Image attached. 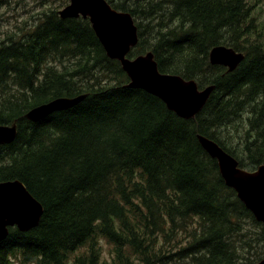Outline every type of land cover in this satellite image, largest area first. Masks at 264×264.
Segmentation results:
<instances>
[{
	"label": "trees",
	"instance_id": "obj_1",
	"mask_svg": "<svg viewBox=\"0 0 264 264\" xmlns=\"http://www.w3.org/2000/svg\"><path fill=\"white\" fill-rule=\"evenodd\" d=\"M63 1L38 14L42 23L33 30L25 22L0 42V126L18 125L16 140L0 146V184L22 182L44 207L35 229H10L0 244V264L263 260L264 252L252 260L245 223L263 233L264 225L226 185L198 138L219 144L241 169L264 165L263 126L257 138L246 133L242 150L234 145L239 130L229 119L221 134L213 132L224 110L264 105V55H254L264 54V47L246 38L260 36L249 0H107L138 27L139 43L129 58L152 52L161 73L195 80L200 89L215 87L191 120L127 87V74L107 56L90 20L60 16L69 0ZM238 17L240 47L257 48L250 57L228 37H236ZM220 46L246 54L235 71L210 63L211 50ZM200 72L209 76L200 81ZM84 94L77 106L40 122L24 117L54 99ZM232 127V136H224Z\"/></svg>",
	"mask_w": 264,
	"mask_h": 264
},
{
	"label": "water",
	"instance_id": "obj_2",
	"mask_svg": "<svg viewBox=\"0 0 264 264\" xmlns=\"http://www.w3.org/2000/svg\"><path fill=\"white\" fill-rule=\"evenodd\" d=\"M63 19L89 18L107 56L121 63L130 79L127 87L141 89L162 100L169 110L185 120L193 119L206 105L215 87L200 90L196 81L181 76L161 73L152 52L134 59L128 57L139 43L138 27L128 12L113 9L107 0H70L60 11ZM245 56L233 48L216 47L210 52V63L233 72ZM87 98L61 97L37 106L25 114V119L37 123L55 112L71 109ZM18 135V125L0 126V146L13 143ZM199 142L208 155L218 161L226 185L236 191L238 198L264 225V165L254 172L239 167L236 158L225 152L219 144L204 136ZM44 207L20 181L0 184V243L8 234V226H17L21 232L38 227ZM257 264H264V259Z\"/></svg>",
	"mask_w": 264,
	"mask_h": 264
},
{
	"label": "rangeland",
	"instance_id": "obj_3",
	"mask_svg": "<svg viewBox=\"0 0 264 264\" xmlns=\"http://www.w3.org/2000/svg\"><path fill=\"white\" fill-rule=\"evenodd\" d=\"M249 3L251 5L250 14L252 18L255 19L253 24L257 25V29L260 36L257 38L255 35L249 34L246 38H248L254 44H256V42L260 39V41L262 42V44L261 43L260 44L262 47H264V0H249ZM67 4H69V1ZM58 5L64 6L65 5L64 1L50 0L42 5L41 0H0V42L5 37L7 38V36L19 33V28L24 27L25 22H27L30 25V27H32L33 30L37 25V23L38 25L42 23V22H37V19L39 20V18H37L38 14H40L42 11L46 10L47 8H52V7L54 8L57 7ZM153 21H154V25H157L156 20ZM148 22H146L147 26H149ZM236 22H237V30L235 31L236 37L234 35L232 36L229 35L228 37H231L232 40L238 42V39L242 35L241 33H238L240 17H238V21ZM154 30L157 31V29ZM150 34H152L153 36L156 35V32H152ZM218 36L222 37V35L220 34ZM235 45L239 47L243 52L247 53L248 57L251 56V53L257 50V48L252 49V47L246 45H241L240 47L239 42ZM254 55L263 56L264 54H259L257 52ZM201 75L202 72H200V74L197 76V79L203 81V79L209 76V73L203 76ZM10 88L11 90H15V87L13 86H10ZM260 91H264V89ZM254 106L255 103L253 105L251 104V106H246V107L245 106L241 107L237 105L233 109L224 110L223 112H221L218 115L220 116L221 119H217L213 127V132L216 134V137L218 136L217 133H220V131H222L225 128V123L228 119L231 121L234 127L239 130V135H237L238 132L237 131L235 132V129H233L232 127L230 128V133H225L224 136L228 135L231 137L232 134L235 132L234 133L235 139H233V141L237 149L240 150L243 149L245 145L247 132H251L252 135L255 134L254 135L255 138H257V135L260 136L261 131L257 135L256 133H257V128L259 126L264 127V105L260 106L259 109H254ZM220 136L222 137V135ZM239 153L241 154V152ZM245 228L248 233L249 245L253 246L254 248L251 255L252 260L254 262L259 261L261 253L264 252L263 230L262 228H259L256 224L254 225V223H252L251 221L245 223ZM103 251L106 255H108L109 246L105 245ZM243 251L244 250H242V252ZM13 264H18V261H14Z\"/></svg>",
	"mask_w": 264,
	"mask_h": 264
},
{
	"label": "flooded vegetation",
	"instance_id": "obj_4",
	"mask_svg": "<svg viewBox=\"0 0 264 264\" xmlns=\"http://www.w3.org/2000/svg\"><path fill=\"white\" fill-rule=\"evenodd\" d=\"M111 5V4H110ZM111 7L113 8V6L111 5ZM64 9V8H63ZM114 9V8H113ZM81 18H83V17H81ZM84 19H89V18H84Z\"/></svg>",
	"mask_w": 264,
	"mask_h": 264
},
{
	"label": "bare ground",
	"instance_id": "obj_5",
	"mask_svg": "<svg viewBox=\"0 0 264 264\" xmlns=\"http://www.w3.org/2000/svg\"><path fill=\"white\" fill-rule=\"evenodd\" d=\"M118 11V10H117ZM229 48V47H228Z\"/></svg>",
	"mask_w": 264,
	"mask_h": 264
}]
</instances>
